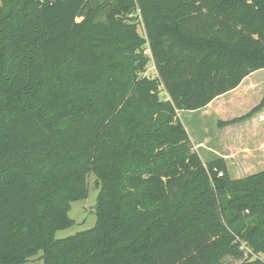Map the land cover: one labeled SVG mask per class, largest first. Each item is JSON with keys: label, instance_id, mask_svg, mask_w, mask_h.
I'll return each instance as SVG.
<instances>
[{"label": "trees", "instance_id": "trees-1", "mask_svg": "<svg viewBox=\"0 0 264 264\" xmlns=\"http://www.w3.org/2000/svg\"><path fill=\"white\" fill-rule=\"evenodd\" d=\"M2 1L0 264H218L245 246L239 264H264V170L204 164L178 114L264 70V0ZM90 173L96 224L56 238Z\"/></svg>", "mask_w": 264, "mask_h": 264}, {"label": "rangeland", "instance_id": "rangeland-1", "mask_svg": "<svg viewBox=\"0 0 264 264\" xmlns=\"http://www.w3.org/2000/svg\"><path fill=\"white\" fill-rule=\"evenodd\" d=\"M104 1V0H99ZM3 5V1L0 0V7ZM139 32L144 36V28L143 25L140 24L138 26ZM144 53L150 57V61L148 62L146 66V70L144 72L145 75L155 78L157 76L156 67L151 55V51L149 48V43L147 42L144 45ZM255 74V75H254ZM253 78L251 80H255L257 90L254 91L250 88H248L247 84L249 81H247L244 86L238 90L234 95L228 96L224 99L219 100L217 103L218 105L222 104L225 99L228 98H235L236 95H244V99L248 97V101L250 107L251 106H257L260 104L264 97V70H259L253 73ZM255 95V98L253 100L251 99L253 95ZM162 98H168V95L165 91L161 92ZM231 99L228 101L230 103ZM217 109V108H216ZM219 109V108H218ZM202 110V109H200ZM181 111L179 112V117L181 118L184 126L186 127L189 136L192 141L193 151L199 152V155L201 156L204 164H207L213 160H216L215 155L209 152H206L204 148L198 149V142L200 139L205 138V136H208L207 139L210 141L215 136V134L224 135V137L227 140H233V138H239L240 132L242 129L240 127H231L230 129H225L226 125H223L221 122L223 121H229V117L227 120H220L217 118H210L209 112L212 109H208L206 111ZM220 117H225L223 114ZM239 118V117H238ZM240 121V120H239ZM238 122V121H236ZM235 122V123H236ZM255 134H253V137ZM264 137V134L262 135ZM249 137L248 135L245 137L247 140ZM241 139V138H240ZM261 139V138H260ZM213 141V140H212ZM264 150V149H263ZM260 152L258 153H250L248 156L244 158L236 157L231 160V165L228 164V171L233 179H240L245 178L251 175H254L256 173H259L264 170V153L263 155H260ZM97 177L94 173H90L88 175V187H89V195L85 199H80L73 201L70 204L69 208V216L75 221V223L66 229L58 230L56 232V238H65L71 235H74L78 232L87 230L92 228L97 221V215H96V205L99 195V186H97ZM244 257L242 259L236 258L234 256L228 255L223 257L218 264H239L244 259L250 256L251 249L249 247H244ZM43 252H39L38 255L30 259V261L24 263V264H44L42 259ZM261 259L264 260V253H261L259 255Z\"/></svg>", "mask_w": 264, "mask_h": 264}, {"label": "crops", "instance_id": "crops-1", "mask_svg": "<svg viewBox=\"0 0 264 264\" xmlns=\"http://www.w3.org/2000/svg\"><path fill=\"white\" fill-rule=\"evenodd\" d=\"M253 73L247 76L236 89L217 97L200 111L212 109L210 110L208 116H210V118H217L220 120H227L229 115V119L232 120L248 114L253 108H255V106L250 107V101L247 100L248 97L244 99V95L239 94L236 95L235 98L230 97L228 99H225L221 105H218L217 103L221 99L234 95L244 86L247 81H249L247 84L248 88L256 91L257 87L255 80H251V78H253V76L255 75H253ZM255 95L256 94H254L251 98L252 100L253 98H255ZM230 99L231 101L230 103H228ZM222 114L225 117H220ZM235 126L242 129L239 134V138L227 140L224 135L218 133L219 135L215 134V136L212 138L213 141H210L209 139H207L208 136H205V138L199 140L198 149L204 148L206 152L214 154L215 158H224L230 165L231 160L236 157L244 158L250 153L258 152H260L259 156L263 155L262 153H264V137L262 135L264 134V107L236 123L226 125L225 129H230L231 127ZM253 134H255L254 137ZM247 135L249 138L246 140L245 137Z\"/></svg>", "mask_w": 264, "mask_h": 264}, {"label": "built area", "instance_id": "built-area-1", "mask_svg": "<svg viewBox=\"0 0 264 264\" xmlns=\"http://www.w3.org/2000/svg\"><path fill=\"white\" fill-rule=\"evenodd\" d=\"M221 175H223V173H222V172H220V173H219V176H221Z\"/></svg>", "mask_w": 264, "mask_h": 264}]
</instances>
